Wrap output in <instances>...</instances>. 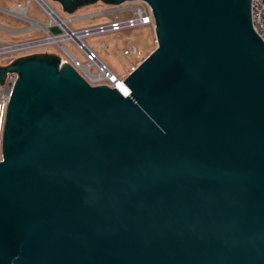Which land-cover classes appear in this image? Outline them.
<instances>
[{"label":"water","instance_id":"95a60500","mask_svg":"<svg viewBox=\"0 0 264 264\" xmlns=\"http://www.w3.org/2000/svg\"><path fill=\"white\" fill-rule=\"evenodd\" d=\"M100 1L146 2L154 16L156 48L117 87L53 52L0 66V84L18 75L2 131L0 264H264L252 0Z\"/></svg>","mask_w":264,"mask_h":264},{"label":"rangeland","instance_id":"374dc122","mask_svg":"<svg viewBox=\"0 0 264 264\" xmlns=\"http://www.w3.org/2000/svg\"><path fill=\"white\" fill-rule=\"evenodd\" d=\"M64 19L73 17L81 18L71 20L70 25L73 28H83L87 26L107 23L117 12L119 6L100 3L87 7L77 14L69 15L64 11L63 6L57 0H46ZM131 3V2H129ZM28 4V0H0V25L7 27H15L19 31L13 33L6 32L0 26V48L5 44H16L40 39L48 36L47 27L36 25L31 17L40 22L48 23L50 17L40 8L36 1L30 2L29 10L25 15L11 12L9 15L3 9L13 10L16 7H24ZM128 4V3H127ZM105 12V13H104ZM13 13V15H12ZM101 13L92 16L88 14ZM16 14V15H14ZM24 19L18 18V16ZM16 16V17H15ZM83 16V17H82ZM86 43L99 55V57L119 76L126 77L135 67H137L157 46L155 30L153 26H141L135 29L123 30L119 33L109 32L105 34L92 35L85 39ZM66 48L82 63L86 62L83 53L71 42L64 43ZM137 48V53L127 54L126 51L131 48ZM53 52L65 59V51L61 46L50 43L40 46H32L19 50H8L0 52V66L9 65L16 58L28 56L36 53ZM96 69L93 68L92 71ZM5 109L0 103V137L2 136Z\"/></svg>","mask_w":264,"mask_h":264},{"label":"built area","instance_id":"2783aa9c","mask_svg":"<svg viewBox=\"0 0 264 264\" xmlns=\"http://www.w3.org/2000/svg\"><path fill=\"white\" fill-rule=\"evenodd\" d=\"M32 1V0H31ZM29 0V3L31 2ZM36 1V0H34ZM40 8L50 17L51 21L48 23L33 20L39 25H48V36L40 39H35L30 42L40 40L59 39V41H51L47 44L54 43L61 48L66 47L64 43L71 41L85 56L86 62L79 61L71 52L65 51L64 57L66 62L73 64L84 77L93 85H109L110 87H117L123 82V77H119L100 57L99 55L86 43L85 39L92 35L105 34L109 32L119 33L127 29H135L141 26H153L154 16L152 9L146 2H131L129 4H122L116 10L117 12L112 16V19L107 23L87 26L83 28H73L70 25L71 20L81 18L73 17L71 19L62 18L59 13L52 7L60 18L64 21V25L55 22L51 13L40 2L36 1ZM105 13V12H104ZM251 15L253 27L256 33L264 42V0H252L251 2ZM17 44V43H16ZM24 44V42L22 43ZM15 45V44H5ZM43 45V44H41ZM40 46V45H37ZM127 54L137 53V48L133 47L126 51ZM95 68V71L92 69ZM18 78L17 73L9 72L4 85L0 84V103L4 106L8 104L14 84ZM2 159V136L0 137V160Z\"/></svg>","mask_w":264,"mask_h":264},{"label":"bare ground","instance_id":"6f19581e","mask_svg":"<svg viewBox=\"0 0 264 264\" xmlns=\"http://www.w3.org/2000/svg\"><path fill=\"white\" fill-rule=\"evenodd\" d=\"M31 1V0H30ZM38 2H40L45 8L48 9V11L51 13L52 17L54 18L55 22L62 24L64 27V21L60 18V16L52 10V8L46 4L43 0H36ZM18 10L21 14L20 15H25L26 12V7H20V8H15L12 11H16ZM34 23L36 25H39L37 22L34 21ZM44 27L46 26L47 28L49 27L48 25H43ZM55 37L49 38V39H45V40H40V41H36V42H30V43H24V44H18V45H3V47L0 48V52L2 51H14V50H19V49H24L27 47H32V46H37V45H41V44H47L51 41H59V39H54Z\"/></svg>","mask_w":264,"mask_h":264},{"label":"flooded vegetation","instance_id":"af4514ba","mask_svg":"<svg viewBox=\"0 0 264 264\" xmlns=\"http://www.w3.org/2000/svg\"><path fill=\"white\" fill-rule=\"evenodd\" d=\"M94 1H95L94 4H90L91 2ZM99 3H103V2L100 0H73L70 3H68V5L72 7H80V6L91 7L95 5H100Z\"/></svg>","mask_w":264,"mask_h":264},{"label":"crops","instance_id":"0c3cea01","mask_svg":"<svg viewBox=\"0 0 264 264\" xmlns=\"http://www.w3.org/2000/svg\"><path fill=\"white\" fill-rule=\"evenodd\" d=\"M100 4V3H99ZM127 4V3H126ZM128 4H129V2H128ZM29 6H30V3H29V5H28V8H27V11L29 10ZM16 8H20V7H16ZM11 12H13V13H17V14H21L18 10H16V11H12L11 10ZM13 13H12V15H13ZM9 14V13H8ZM77 14V13H76ZM9 15H11V14H9ZM14 15H16V14H14ZM18 16V18L20 17V19H24V17H22V16H19V15H17ZM72 17H73V15H71ZM16 17V16H15ZM27 18L28 19H31V20H36V19H33V18H31V17H28L27 16ZM0 26H2V25H0ZM3 28L2 29H4V30H6V32H9V33H13L14 31H19V30H17V28H15V27H13V28H11V27H7V26H2ZM14 34V33H13Z\"/></svg>","mask_w":264,"mask_h":264}]
</instances>
